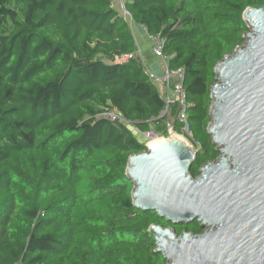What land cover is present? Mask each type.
<instances>
[{
  "label": "trees",
  "instance_id": "1",
  "mask_svg": "<svg viewBox=\"0 0 264 264\" xmlns=\"http://www.w3.org/2000/svg\"><path fill=\"white\" fill-rule=\"evenodd\" d=\"M114 2L0 0V264H167L151 225L205 232L133 205L128 159L147 147L127 125L162 133L168 118ZM123 2L185 71L197 179L220 157L208 133L215 68L245 43L243 14L264 0ZM112 109L123 121L104 116Z\"/></svg>",
  "mask_w": 264,
  "mask_h": 264
},
{
  "label": "water",
  "instance_id": "2",
  "mask_svg": "<svg viewBox=\"0 0 264 264\" xmlns=\"http://www.w3.org/2000/svg\"><path fill=\"white\" fill-rule=\"evenodd\" d=\"M245 43L215 68L208 133L220 157L200 169L189 144L170 136L129 157L134 207L205 232L151 225L167 264H264V8H248ZM176 118L170 126L176 125Z\"/></svg>",
  "mask_w": 264,
  "mask_h": 264
},
{
  "label": "built area",
  "instance_id": "3",
  "mask_svg": "<svg viewBox=\"0 0 264 264\" xmlns=\"http://www.w3.org/2000/svg\"><path fill=\"white\" fill-rule=\"evenodd\" d=\"M114 6V5H113ZM149 36V35H148ZM149 40L152 44V52L156 58H158L162 63L163 73L158 76L153 72L149 71L148 68L144 65V60L142 59V63L146 69V74L148 75L151 82H153L160 91L161 97L165 103V108L162 113V116H166L168 118V128L167 133H157L154 130H150L146 133H141L137 130V134H141L145 137V146L149 147L150 143L154 139H168L170 136H178L183 138L188 144L190 149L197 153L200 149V144L194 139L193 133L191 130L190 122H189V114H188V97L187 91L185 88V71L183 68L172 69L169 66L170 57L164 55L163 48L165 44V40L160 37H152L149 36ZM133 58V55L124 56L121 58H115L116 62L126 61ZM177 107L178 113L176 117L172 116V109ZM112 122H121L123 121L120 113L116 109L108 110L105 114ZM177 120L181 125V132H176L174 127L170 126Z\"/></svg>",
  "mask_w": 264,
  "mask_h": 264
},
{
  "label": "crops",
  "instance_id": "4",
  "mask_svg": "<svg viewBox=\"0 0 264 264\" xmlns=\"http://www.w3.org/2000/svg\"><path fill=\"white\" fill-rule=\"evenodd\" d=\"M132 33L138 46V53L144 60V65L149 71L160 76L163 73L162 63L152 52V44L147 32L143 27L136 25L135 31L133 30Z\"/></svg>",
  "mask_w": 264,
  "mask_h": 264
},
{
  "label": "rangeland",
  "instance_id": "5",
  "mask_svg": "<svg viewBox=\"0 0 264 264\" xmlns=\"http://www.w3.org/2000/svg\"><path fill=\"white\" fill-rule=\"evenodd\" d=\"M114 8L118 10V12H120L123 16L126 17V19L128 20V23L130 24V28L133 32V30L135 31L136 28V24H134L131 20L130 15L126 12L125 8H124V2L123 0H115L114 2ZM122 62V61H120ZM128 130L136 137V139L138 140V142L140 143H145V137L141 134H137V130L136 128H134L131 125H127Z\"/></svg>",
  "mask_w": 264,
  "mask_h": 264
},
{
  "label": "bare ground",
  "instance_id": "6",
  "mask_svg": "<svg viewBox=\"0 0 264 264\" xmlns=\"http://www.w3.org/2000/svg\"><path fill=\"white\" fill-rule=\"evenodd\" d=\"M177 138H181V137H178V136H176ZM181 139H183V138H181ZM166 139H154L151 143H150V146H153V145H155V144H158V143H160V142H162V141H165Z\"/></svg>",
  "mask_w": 264,
  "mask_h": 264
}]
</instances>
